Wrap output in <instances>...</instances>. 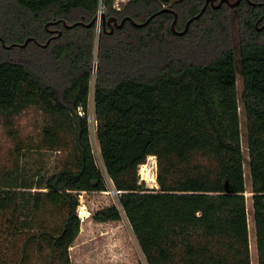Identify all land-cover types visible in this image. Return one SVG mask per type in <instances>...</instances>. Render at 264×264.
<instances>
[{
    "label": "trees",
    "instance_id": "obj_1",
    "mask_svg": "<svg viewBox=\"0 0 264 264\" xmlns=\"http://www.w3.org/2000/svg\"><path fill=\"white\" fill-rule=\"evenodd\" d=\"M205 1L131 0L106 17L143 22L156 14L143 25L126 19L103 29L96 43L93 25L83 24L96 0H0V36L15 43L6 48L0 40V114L40 106L49 115L42 144L65 152L47 174L0 176V264H71L79 192L107 189L87 115L77 113L87 109L95 45L96 138L119 193L117 205L92 218L123 213L146 264H251L239 73L257 262L264 264V27L257 29L264 0L208 2L178 33ZM163 7L176 12L175 31L174 14L158 12ZM149 155L157 157L156 190L138 181Z\"/></svg>",
    "mask_w": 264,
    "mask_h": 264
},
{
    "label": "rangeland",
    "instance_id": "obj_2",
    "mask_svg": "<svg viewBox=\"0 0 264 264\" xmlns=\"http://www.w3.org/2000/svg\"><path fill=\"white\" fill-rule=\"evenodd\" d=\"M233 32L236 34L235 22ZM95 51L96 45L94 47L88 97L90 142L95 161L102 174H105L96 138L92 105L93 87L97 73ZM236 85L240 105L241 148L244 156V195L247 208L250 259L251 264H258L252 213L253 192L251 190L250 171L247 163L246 125L241 100L243 85L239 73L236 74ZM48 124L49 115L38 105H30L10 116L0 114V176L10 170H15L14 172H16L17 169L20 175L32 178L37 173L47 174L62 163L65 157L64 151L50 149L42 144L43 129ZM137 169L138 181L145 190L158 189L159 185L156 180L158 165L155 155L147 156L145 162L139 165ZM105 182L107 189L104 191L79 192V204L76 212L80 219V227L75 240L69 248L71 264H146L131 226L123 213H121V218L115 221L98 222L92 218L96 210L111 204H118L119 192L113 191L115 188L109 178H106ZM35 264L38 263L35 262Z\"/></svg>",
    "mask_w": 264,
    "mask_h": 264
},
{
    "label": "water",
    "instance_id": "obj_3",
    "mask_svg": "<svg viewBox=\"0 0 264 264\" xmlns=\"http://www.w3.org/2000/svg\"><path fill=\"white\" fill-rule=\"evenodd\" d=\"M239 1H240V0H233V1H231V0H219L217 3H214L213 0H206L205 3H204V5L202 6L200 12L197 13L196 15L190 17V18L186 21L184 29L181 30V31H177V32L180 33V34L184 33V32L187 30L188 25H189V23L191 22V20H192L193 18L198 17V16L202 13V11L204 10V8L206 7V4H207L208 2H210L214 7H215V6H219V5L222 4L223 2H226L230 7H234L235 5L238 4ZM165 10L172 11L173 14H174V18H173V20H172V22H171V28L175 31L174 24H175V20H176V16H177V14H176V12H175L173 9H171V8H169V7H163V8L160 9L158 12H160V11H165ZM154 14H156V13H152V14H151V15H150L145 21H143V22H136V21H134V20H133L131 17H129V16H125V17H123L120 21H118L117 18H116L115 16L110 17V18H106V16L103 14V15H102V19H103L104 30H106L107 32H112L114 26H117V27H118V26H121V25L124 23V21H125L126 19L130 20V21H131L133 24H135V25H138V26H139V25H143V24H145V23H146V22H147V21H148V20H149ZM94 20H95V18L93 17L88 23H83V24H84L85 26H92V25L94 24ZM63 23H64V25H66V26H71L70 24H66L65 22H63ZM73 24H76V23H73ZM106 24L109 26V29H106V28H105V25H106ZM256 25H257V22H256ZM45 26H48V24L46 23ZM263 27H264V24L261 25V26H257V29H262ZM59 33H60V31L58 30V34H59ZM30 39H31V37H28L23 43H18V45H20V46H24V45L28 42V40H30ZM0 40H2V37H1V36H0ZM48 42H49V39L46 41V43H48ZM46 43H44V44H42V45H45ZM2 44H3V46L6 47V48H9V47L15 45V43L5 44V43L3 42V40H2Z\"/></svg>",
    "mask_w": 264,
    "mask_h": 264
},
{
    "label": "built area",
    "instance_id": "obj_4",
    "mask_svg": "<svg viewBox=\"0 0 264 264\" xmlns=\"http://www.w3.org/2000/svg\"><path fill=\"white\" fill-rule=\"evenodd\" d=\"M130 1L131 0H96V11H95V15H94L95 20H94V24H93V27H94V38H95V42L96 43L98 41V38H99V35H100L101 31L104 29L102 15L103 14L105 15V12L107 10H112V11H115V12H121V11L124 10V8L127 6V4ZM110 17H113V16H108L106 18H110ZM88 105H89V102H87L86 111L82 110V108L79 107L78 110H77V113L80 114V115H83V114L86 113L87 119H88V122H89V127H90V121H89V115H88V113H89L88 112ZM92 105H93V112H94L93 95H92ZM94 122H95V132H96V123H97V121H96V118H95V114H94ZM99 152H100V150H99ZM140 165H142V164H140ZM103 176H104V180L106 178H108L106 176V174H103ZM113 191H115L117 193L119 192V190H116V189L115 190L113 189Z\"/></svg>",
    "mask_w": 264,
    "mask_h": 264
},
{
    "label": "bare ground",
    "instance_id": "obj_5",
    "mask_svg": "<svg viewBox=\"0 0 264 264\" xmlns=\"http://www.w3.org/2000/svg\"><path fill=\"white\" fill-rule=\"evenodd\" d=\"M152 157V156H151ZM86 212V214H88V212L87 211H85Z\"/></svg>",
    "mask_w": 264,
    "mask_h": 264
}]
</instances>
